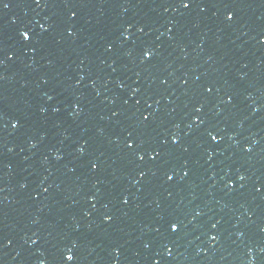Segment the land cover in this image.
Returning <instances> with one entry per match:
<instances>
[{
	"label": "water",
	"instance_id": "obj_1",
	"mask_svg": "<svg viewBox=\"0 0 264 264\" xmlns=\"http://www.w3.org/2000/svg\"><path fill=\"white\" fill-rule=\"evenodd\" d=\"M0 264H264V0H0Z\"/></svg>",
	"mask_w": 264,
	"mask_h": 264
},
{
	"label": "snow or ice",
	"instance_id": "obj_2",
	"mask_svg": "<svg viewBox=\"0 0 264 264\" xmlns=\"http://www.w3.org/2000/svg\"><path fill=\"white\" fill-rule=\"evenodd\" d=\"M181 2L183 3V6L184 7H188L189 6V0H181ZM6 6V5H5ZM72 15L73 16H75L76 15V13L75 12H73L72 13ZM234 17V13H232V12H228L227 13V18L228 19H232ZM22 35H23V37L25 38V39H27L28 37H29V32L28 31H23V33H22ZM148 55H150V53L148 54ZM213 139H217V137H215V136H213L212 137ZM176 138L174 137V140H175ZM141 159H143V157L141 156L140 157ZM93 167H97V165H93ZM144 175V173L142 172L141 173V176H143ZM169 179H171L172 177L170 176V177H168ZM243 178V177H242ZM107 219H111V217H107ZM179 227V225H178V223H172L171 224V228L172 229H176V228H178ZM67 259L68 260H73L74 259V256H72V255H68V257H67Z\"/></svg>",
	"mask_w": 264,
	"mask_h": 264
}]
</instances>
